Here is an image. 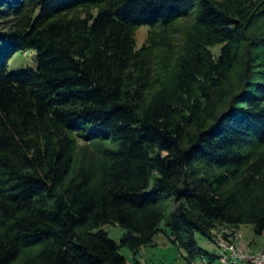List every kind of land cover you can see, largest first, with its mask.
Returning a JSON list of instances; mask_svg holds the SVG:
<instances>
[{
  "label": "trees",
  "instance_id": "16d2710c",
  "mask_svg": "<svg viewBox=\"0 0 264 264\" xmlns=\"http://www.w3.org/2000/svg\"><path fill=\"white\" fill-rule=\"evenodd\" d=\"M245 17L215 0H0V264L28 247L22 264H130L122 246L141 264L161 231L189 263L213 264L196 233L264 231V57L250 49L264 36H247ZM185 18L211 38L180 61L176 94L147 95L130 79L135 28ZM26 51L35 66L9 68ZM235 64L237 81L214 104ZM74 136L111 143L96 171L74 173Z\"/></svg>",
  "mask_w": 264,
  "mask_h": 264
},
{
  "label": "rangeland",
  "instance_id": "374dc122",
  "mask_svg": "<svg viewBox=\"0 0 264 264\" xmlns=\"http://www.w3.org/2000/svg\"><path fill=\"white\" fill-rule=\"evenodd\" d=\"M222 7L232 14L243 10L246 13L245 17V34L250 37L258 35L264 36V0H215ZM135 49L139 50L137 64L131 70L130 79L134 80L139 77L144 80L147 88L146 94L152 93L154 90L163 89L166 92H177L176 73L180 61L186 56L191 55L193 42L198 40L200 45H205L209 42L206 33L197 31L194 21L190 18L181 19L176 25L165 30L160 28L141 25L135 28ZM245 44H241L243 46ZM221 44H213L207 49L211 53L218 54ZM245 47V46H244ZM249 50V47L247 48ZM253 55L260 54L264 57V47L258 46L251 48ZM250 52V50H249ZM239 61L246 59L245 48L239 50ZM9 68L18 69L26 67H34L35 57L33 51L16 52L8 61ZM140 66H144L143 69ZM241 67L234 65L227 71L226 77L221 85V88L212 90L214 104L221 102L225 93L228 92L230 85L237 81ZM133 82V81H132ZM181 104L179 103L178 109ZM183 106H181L182 108ZM75 158L73 170L74 173L81 167L90 168L93 172L97 170L99 165V149L103 147H112L110 142H90L74 136ZM264 150V148H262ZM164 227V223L161 224ZM109 236L118 240L123 233L119 225H105ZM233 234V240L236 241L244 251L250 253L264 252V231L261 234H256L252 224H240L235 227L222 226L215 231L213 239L195 234V239L201 248L210 254H219L216 243V237L223 234L224 231ZM37 247H28L24 249L15 264H22L36 253ZM120 252L127 258L130 264H133V257L128 247L122 246ZM186 251L179 248L173 243L167 235L161 231L154 239L151 245H147L141 249L137 259L141 264H205L208 261L207 257H196L192 263L186 259ZM213 264H226L216 259ZM235 264H246L237 262Z\"/></svg>",
  "mask_w": 264,
  "mask_h": 264
},
{
  "label": "built area",
  "instance_id": "2783aa9c",
  "mask_svg": "<svg viewBox=\"0 0 264 264\" xmlns=\"http://www.w3.org/2000/svg\"><path fill=\"white\" fill-rule=\"evenodd\" d=\"M215 241L219 250V259L223 263L235 264L243 262L246 264H264V252L250 253L244 251L233 240V234L227 232V230L216 237Z\"/></svg>",
  "mask_w": 264,
  "mask_h": 264
}]
</instances>
